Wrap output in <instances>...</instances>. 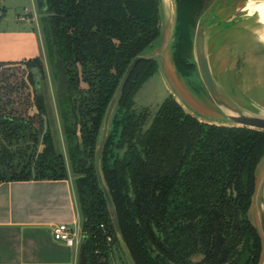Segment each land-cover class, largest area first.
Returning a JSON list of instances; mask_svg holds the SVG:
<instances>
[{
	"label": "trees",
	"instance_id": "trees-1",
	"mask_svg": "<svg viewBox=\"0 0 264 264\" xmlns=\"http://www.w3.org/2000/svg\"><path fill=\"white\" fill-rule=\"evenodd\" d=\"M176 1L174 56L190 72V26L205 0ZM161 2L47 0L52 69L58 79L57 52L71 87L68 95L58 94V104L88 264H112V247L119 251L95 171L97 140L127 68L161 34ZM158 70L155 61L135 68L103 156L105 180L136 264H259L262 241L248 211L264 133L202 123L173 96L146 129V116L131 109L137 91ZM44 73L40 58L0 62V184L69 178L53 145L40 84ZM195 257L201 260L194 263Z\"/></svg>",
	"mask_w": 264,
	"mask_h": 264
},
{
	"label": "water",
	"instance_id": "water-1",
	"mask_svg": "<svg viewBox=\"0 0 264 264\" xmlns=\"http://www.w3.org/2000/svg\"><path fill=\"white\" fill-rule=\"evenodd\" d=\"M169 2L166 0L161 2V16L163 7H165L166 13L169 14V20L166 22L165 28L161 29L159 38L150 46L155 45L161 38L157 50H152L154 52L149 55L146 53L147 48L142 54L133 59L106 110L97 140L95 171L99 187L107 203L118 241L120 256L124 264H136V262L126 243L118 212L105 180L103 156L123 92L139 63L144 61L157 62L173 98L188 114L200 122L221 127L246 128L264 133V105L237 86H233L230 79V72L235 68L234 63L248 52L249 48L264 49V42L260 41L258 35L259 32L264 30V25L259 22L258 14L251 13L249 10L250 4H258L262 0H205L202 14L190 26L191 47L193 45L195 65L207 96L205 101L216 108L217 114L215 115L202 113L187 102L177 86L176 80L178 79L180 82L185 81L187 85L193 83V80L191 79L192 72L182 71L175 61L174 53L178 41L179 13L177 1L169 0ZM37 7L39 12L46 13L48 11L47 0H37ZM192 28L194 30L193 39ZM51 32L54 44H56L53 27H51ZM221 64H223L222 69ZM54 69L58 74V94L66 96L71 92V87L66 67L57 52ZM248 219L261 238L262 255L259 264H264V157L261 158L255 170V190L248 211ZM80 264H88L84 245L81 247Z\"/></svg>",
	"mask_w": 264,
	"mask_h": 264
},
{
	"label": "rangeland",
	"instance_id": "rangeland-1",
	"mask_svg": "<svg viewBox=\"0 0 264 264\" xmlns=\"http://www.w3.org/2000/svg\"><path fill=\"white\" fill-rule=\"evenodd\" d=\"M47 16L46 13L39 12L37 0H0V33L2 37L3 35L6 37V34H10V40L13 39L15 42L14 50L12 46L10 47V52H12L11 59L25 61L40 58L43 61L45 73L43 78L40 79V84L41 91L45 97V106L52 132L53 145L56 153L64 157L68 170L71 171V159L69 157L68 146L59 113L58 82L56 74L52 69V58L50 59L46 43V39H48V22L46 20L44 21V18ZM28 17L30 19L28 20L29 22H22ZM168 20L169 14L168 12L166 13V9L163 7L161 29L165 28ZM259 33H264V30ZM193 38L194 30L192 28ZM160 41L161 38L155 45L148 48L146 53L151 55L150 53L156 51ZM162 52L164 53V51ZM187 60L194 67L191 70L193 83H188L187 85L185 81L180 82L177 78L176 83L179 90H181L187 102L195 106L202 113L217 114L216 108H213L210 103L205 101L207 96L205 95V89H203L198 69L195 65L193 45L188 52ZM223 64H221V69ZM234 66L235 68L230 72L232 85L237 86L247 95L264 105V49L249 48L248 52L234 63ZM170 97H172V93L163 77L162 70H158L135 94L131 111L137 115L146 116L145 128L147 129L151 125L161 105ZM112 248V264H124L117 247L114 245ZM200 260L201 257L193 258L194 263Z\"/></svg>",
	"mask_w": 264,
	"mask_h": 264
},
{
	"label": "crops",
	"instance_id": "crops-1",
	"mask_svg": "<svg viewBox=\"0 0 264 264\" xmlns=\"http://www.w3.org/2000/svg\"><path fill=\"white\" fill-rule=\"evenodd\" d=\"M29 17L22 22H29ZM7 35V36H6ZM0 33V62L11 59L10 34ZM67 224L84 237L75 178L0 184V264H80L81 246L68 247L54 238Z\"/></svg>",
	"mask_w": 264,
	"mask_h": 264
},
{
	"label": "built area",
	"instance_id": "built-area-1",
	"mask_svg": "<svg viewBox=\"0 0 264 264\" xmlns=\"http://www.w3.org/2000/svg\"><path fill=\"white\" fill-rule=\"evenodd\" d=\"M53 232L56 241L64 243L66 246L71 248H79L81 246V241L84 239V237L79 234L78 230L76 231L67 224L57 225Z\"/></svg>",
	"mask_w": 264,
	"mask_h": 264
},
{
	"label": "bare ground",
	"instance_id": "bare-ground-1",
	"mask_svg": "<svg viewBox=\"0 0 264 264\" xmlns=\"http://www.w3.org/2000/svg\"><path fill=\"white\" fill-rule=\"evenodd\" d=\"M166 1L169 2V0H166ZM249 10L251 11V13H254L255 12L256 14H258L259 19H260L261 12L264 11V4H262V2L261 3H258V4H255V3L250 4L249 5Z\"/></svg>",
	"mask_w": 264,
	"mask_h": 264
},
{
	"label": "clouds",
	"instance_id": "clouds-1",
	"mask_svg": "<svg viewBox=\"0 0 264 264\" xmlns=\"http://www.w3.org/2000/svg\"><path fill=\"white\" fill-rule=\"evenodd\" d=\"M262 4H264V0H262ZM260 23L264 24V11L261 12ZM259 39L261 42H264V33H258Z\"/></svg>",
	"mask_w": 264,
	"mask_h": 264
}]
</instances>
